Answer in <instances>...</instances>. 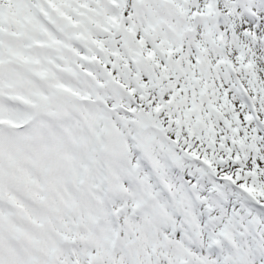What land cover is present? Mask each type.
<instances>
[{"label":"snow or ice","instance_id":"1","mask_svg":"<svg viewBox=\"0 0 264 264\" xmlns=\"http://www.w3.org/2000/svg\"><path fill=\"white\" fill-rule=\"evenodd\" d=\"M0 264H264V0H0Z\"/></svg>","mask_w":264,"mask_h":264}]
</instances>
